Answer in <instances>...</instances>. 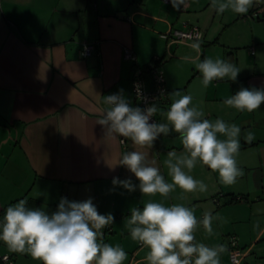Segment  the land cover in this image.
Segmentation results:
<instances>
[{
	"label": "crops",
	"instance_id": "0c3cea01",
	"mask_svg": "<svg viewBox=\"0 0 264 264\" xmlns=\"http://www.w3.org/2000/svg\"><path fill=\"white\" fill-rule=\"evenodd\" d=\"M202 4L0 0V219L12 226L0 255L10 264H230L232 235L243 264H264V69H243L223 38L239 20L214 29ZM183 23L202 32V49L160 37ZM154 60L168 89L154 104L156 135L129 127L141 110L135 66ZM189 239L196 257L185 260Z\"/></svg>",
	"mask_w": 264,
	"mask_h": 264
},
{
	"label": "built area",
	"instance_id": "2783aa9c",
	"mask_svg": "<svg viewBox=\"0 0 264 264\" xmlns=\"http://www.w3.org/2000/svg\"><path fill=\"white\" fill-rule=\"evenodd\" d=\"M164 4H175L181 10L185 8V0H162ZM160 37L165 39L167 43H183L194 45L198 48L197 43L202 39V32L195 25L183 23L180 28H170L167 32L161 33ZM96 47L95 42L86 43L82 46L81 56L87 57L91 55ZM253 53V50L251 51ZM124 56L126 59L136 64L137 58L135 53L125 48ZM146 74H150L152 78V88H147ZM131 87L135 100L139 103L141 110L129 115V127L131 130L146 129L152 135L157 134V118L154 111V104H162L168 99V89L165 82V75L163 69L159 65L152 64L149 67L135 66L133 77L131 80ZM113 108L116 107V101L111 102ZM183 109V107L181 108ZM186 132L200 137L199 127L196 125L186 127ZM195 223V221H193ZM12 231V226L0 219V236L6 232ZM228 258L230 264H243L242 259L245 255V249L239 246L235 236H230L228 245ZM178 255L185 259L190 260L196 257V251L192 240H184L178 246ZM2 260L6 264L11 263V257L7 254L2 255Z\"/></svg>",
	"mask_w": 264,
	"mask_h": 264
},
{
	"label": "rangeland",
	"instance_id": "374dc122",
	"mask_svg": "<svg viewBox=\"0 0 264 264\" xmlns=\"http://www.w3.org/2000/svg\"><path fill=\"white\" fill-rule=\"evenodd\" d=\"M198 1L203 3L200 8V20H203L204 23H212L214 29H221L224 21L239 20L237 24H230L224 29L223 38L230 43H235L234 51L238 50L239 64L243 69L250 67L254 61L260 64V69H264V0ZM253 12H257V14L252 15ZM200 42L198 44L202 49ZM252 47L255 49L254 55L250 52ZM216 50L219 52L220 48L216 47ZM259 98L264 100V95ZM27 248L32 251L31 247L21 242L18 251L21 252ZM35 259H37L36 254L33 257V260ZM38 260L40 259L38 258ZM19 262L20 264L26 263L22 258Z\"/></svg>",
	"mask_w": 264,
	"mask_h": 264
},
{
	"label": "trees",
	"instance_id": "16d2710c",
	"mask_svg": "<svg viewBox=\"0 0 264 264\" xmlns=\"http://www.w3.org/2000/svg\"><path fill=\"white\" fill-rule=\"evenodd\" d=\"M254 13H255V12H253L252 15H253ZM256 14H257V12L255 13V15H256ZM257 18H258V17H257ZM202 38H203V34H202ZM252 50H253V53H254V49H253V47L251 48V51H252ZM154 62H155L154 65H158V63H157L158 61H155V60H154ZM148 67H149V66H148ZM2 255H4V254H2ZM2 255H0V264H6V263L2 260Z\"/></svg>",
	"mask_w": 264,
	"mask_h": 264
}]
</instances>
